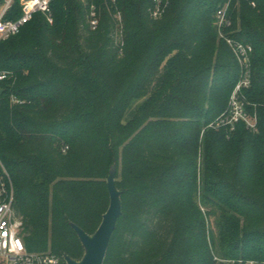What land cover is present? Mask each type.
I'll list each match as a JSON object with an SVG mask.
<instances>
[{"label":"trees","instance_id":"16d2710c","mask_svg":"<svg viewBox=\"0 0 264 264\" xmlns=\"http://www.w3.org/2000/svg\"><path fill=\"white\" fill-rule=\"evenodd\" d=\"M151 5L53 0L52 24L38 13L0 42L13 73L0 84V159L26 248L81 260L71 224L96 233L116 165L122 215L104 264L264 263V0H170L160 19ZM226 5V36L254 50L255 134L208 128L240 79L218 32ZM21 15L14 0L5 18Z\"/></svg>","mask_w":264,"mask_h":264},{"label":"built area","instance_id":"2783aa9c","mask_svg":"<svg viewBox=\"0 0 264 264\" xmlns=\"http://www.w3.org/2000/svg\"><path fill=\"white\" fill-rule=\"evenodd\" d=\"M14 0H7L0 9V42L8 40L18 35L36 14H43L49 23H53L51 3L53 0H21L22 15L16 20L5 18ZM97 0H91L96 2ZM115 1V0H114ZM170 0H152L149 14L152 19H160L168 9ZM228 5L217 12V26L221 38H223L240 67V79L236 84L228 108L211 127L228 129L234 131L239 123L245 124L251 132H258L257 114L249 111V102L246 92L251 87L252 77V54L254 52L250 45L238 42L226 36L224 30L231 26L227 15ZM97 8L91 6V26H98ZM13 76L12 72L0 70V84ZM68 147L64 149L66 151ZM15 189L12 178L0 159V264H67L64 257L52 253H31L27 250L23 236V222L15 211ZM220 262H231L215 258ZM240 264H264L254 260L246 262L239 261Z\"/></svg>","mask_w":264,"mask_h":264},{"label":"water","instance_id":"95a60500","mask_svg":"<svg viewBox=\"0 0 264 264\" xmlns=\"http://www.w3.org/2000/svg\"><path fill=\"white\" fill-rule=\"evenodd\" d=\"M116 176L117 167L113 165L106 180L110 206L96 233L89 235L77 225L71 224L84 248V256L79 261L64 256L67 264H104L113 234L122 215V191L117 187Z\"/></svg>","mask_w":264,"mask_h":264},{"label":"rangeland","instance_id":"374dc122","mask_svg":"<svg viewBox=\"0 0 264 264\" xmlns=\"http://www.w3.org/2000/svg\"><path fill=\"white\" fill-rule=\"evenodd\" d=\"M169 4H170V2H169ZM229 6V5H228ZM227 11H228V9H227ZM228 13V12H227ZM120 17V16H119ZM229 18V20H230V22H231V18L230 17H228ZM52 24V23H51ZM122 38V40H123V36L121 37ZM247 45H250V44H247ZM251 47H252V45H250ZM253 48V47H252ZM247 97V96H246ZM142 103V100H140V101H136L134 104H133V106L127 111V113H126V115H125V118H124V120L125 121H128L129 119H131V117H133V115L135 114V112H136V110H137V108L139 107V105ZM249 106H251V104L249 103L248 104ZM253 114H255V112L253 113ZM214 123V122H213ZM212 123V124H213ZM211 124V125H212ZM211 125H209L208 126V128H211ZM250 131V130H249ZM251 132V131H250ZM252 133H254V132H252ZM255 134V133H254Z\"/></svg>","mask_w":264,"mask_h":264}]
</instances>
